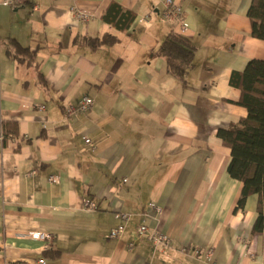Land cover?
Instances as JSON below:
<instances>
[{"label":"crops","instance_id":"obj_1","mask_svg":"<svg viewBox=\"0 0 264 264\" xmlns=\"http://www.w3.org/2000/svg\"><path fill=\"white\" fill-rule=\"evenodd\" d=\"M75 1L91 10L85 21L73 17V0L0 3V119L16 124L0 142V264H264V229H252L257 194L236 205L240 167L228 172L230 148L217 132L246 114L231 74L264 59L250 0H178L182 17L169 20L161 0ZM124 8L133 12L126 25L110 20ZM169 31L195 45L184 82L152 52ZM105 32L118 39L75 40ZM10 43L19 53L39 45L33 63L11 57ZM84 93L92 105L71 111ZM84 196L99 207L83 210ZM117 210L129 217L111 238ZM140 222L169 234L171 246L153 247ZM25 229L51 231L52 247L17 237Z\"/></svg>","mask_w":264,"mask_h":264},{"label":"trees","instance_id":"obj_2","mask_svg":"<svg viewBox=\"0 0 264 264\" xmlns=\"http://www.w3.org/2000/svg\"><path fill=\"white\" fill-rule=\"evenodd\" d=\"M113 4L110 2L109 5L113 7L115 5ZM117 7L118 10L123 8ZM105 13H107V9L104 16L109 19L108 14ZM246 13L250 19L251 34L264 39V0H250ZM114 15L110 16V20L117 21L124 16L126 25L132 18L133 12L124 8L118 15L119 17L113 18ZM116 39L118 37L110 32L94 36L81 34L75 37L76 43H85L93 47L103 43L111 44ZM38 46L28 47L24 52L19 53L10 43L5 47V51L11 57L22 58L33 63ZM194 49V43L186 36L169 31L152 52L164 56L168 72L184 82L188 69L193 65ZM39 77L42 78V75L39 74ZM231 81L240 90L237 102L246 108V114L226 126L218 127L217 132L222 136V141L230 148L228 172L234 174L240 167L238 178L241 187L236 205L243 206L247 195L256 193L257 214L252 229L261 230L264 229V59L249 58L240 71L231 74ZM15 133V122H3L0 119V142Z\"/></svg>","mask_w":264,"mask_h":264},{"label":"built area","instance_id":"obj_3","mask_svg":"<svg viewBox=\"0 0 264 264\" xmlns=\"http://www.w3.org/2000/svg\"><path fill=\"white\" fill-rule=\"evenodd\" d=\"M28 0H0V3L4 5H8L10 7H22L25 4H27ZM162 2V7L159 10V14L161 17L164 19H171L173 17L180 19L182 17L183 13V6L178 0H161ZM70 10L72 11V15L76 20L79 21H85L88 19L91 15L92 12L89 8L87 7H79L76 4V1L73 0V2L70 5ZM152 18V15L148 14L146 16L147 20H150ZM181 25L184 26V24L181 21ZM94 99L91 95L84 93L82 94L79 99L77 104L74 107H71V111H84L88 109ZM83 140L88 143L91 147L94 146V142L90 136L89 133H84L83 134ZM36 171L35 168L30 169L27 171L28 175L34 174ZM48 181H59L60 180V174L59 173H49L47 175ZM125 180V178H123ZM150 204L158 209V206L154 201H150ZM99 207V203L90 198L89 196H84L83 197V205L82 208L85 211H93ZM114 217L118 218V222L111 226L107 232V236L114 238L118 236L122 230L124 229V225L126 220L128 219V214L124 211H114ZM146 216H148L145 213ZM137 231L138 235L146 238L153 247H159L160 249H165L171 246V237L169 234L156 229V228H151L148 230L147 224L145 222H140L137 226ZM17 237L21 238H34L40 241V248L42 250H46L52 246V243L55 239L54 234L49 231V230H44V229H25L17 232ZM135 241L129 240L127 243V249H131L132 246L134 245ZM39 262L43 263L44 258L40 257L38 259Z\"/></svg>","mask_w":264,"mask_h":264}]
</instances>
